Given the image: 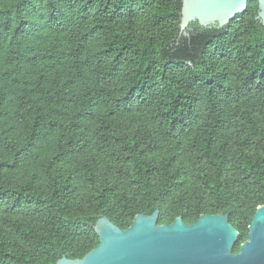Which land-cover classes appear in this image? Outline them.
Segmentation results:
<instances>
[{
    "label": "trees",
    "instance_id": "1",
    "mask_svg": "<svg viewBox=\"0 0 264 264\" xmlns=\"http://www.w3.org/2000/svg\"><path fill=\"white\" fill-rule=\"evenodd\" d=\"M182 0H0V264H55L158 210L227 214L239 238L264 205V25Z\"/></svg>",
    "mask_w": 264,
    "mask_h": 264
},
{
    "label": "water",
    "instance_id": "2",
    "mask_svg": "<svg viewBox=\"0 0 264 264\" xmlns=\"http://www.w3.org/2000/svg\"><path fill=\"white\" fill-rule=\"evenodd\" d=\"M248 2H257L256 19L264 25V0H182L180 35L195 22L223 27ZM158 215H137L125 230L101 217L94 227L99 245L81 259L62 257L55 264H264V205L256 209L238 253L232 250L239 233L227 214L202 215L192 225L180 217L158 225Z\"/></svg>",
    "mask_w": 264,
    "mask_h": 264
}]
</instances>
